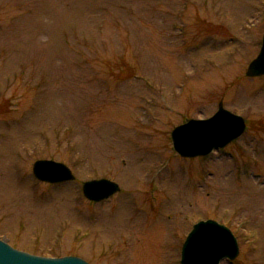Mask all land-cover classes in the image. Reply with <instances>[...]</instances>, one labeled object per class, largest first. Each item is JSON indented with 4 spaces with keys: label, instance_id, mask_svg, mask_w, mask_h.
<instances>
[{
    "label": "rangeland",
    "instance_id": "1",
    "mask_svg": "<svg viewBox=\"0 0 264 264\" xmlns=\"http://www.w3.org/2000/svg\"><path fill=\"white\" fill-rule=\"evenodd\" d=\"M264 0H0V240L89 264H180L214 220L264 264ZM219 102L243 135L181 158L171 132ZM38 160L74 180L46 184ZM120 191L91 203L86 181Z\"/></svg>",
    "mask_w": 264,
    "mask_h": 264
},
{
    "label": "water",
    "instance_id": "2",
    "mask_svg": "<svg viewBox=\"0 0 264 264\" xmlns=\"http://www.w3.org/2000/svg\"><path fill=\"white\" fill-rule=\"evenodd\" d=\"M245 76H264V34L258 55L247 66ZM246 129L244 119L224 109L206 120H189L171 132L173 150L182 158L205 157L214 150L223 149L240 138ZM34 177L44 183L60 184L74 180L70 169L52 160H38L32 166ZM119 192V186L106 179L87 181L82 186L83 196L98 203ZM239 253L232 232L214 220L193 225L181 248L180 264H220L224 259L233 261ZM0 264H87L77 257L44 258L10 247L0 240Z\"/></svg>",
    "mask_w": 264,
    "mask_h": 264
},
{
    "label": "flooded vegetation",
    "instance_id": "3",
    "mask_svg": "<svg viewBox=\"0 0 264 264\" xmlns=\"http://www.w3.org/2000/svg\"><path fill=\"white\" fill-rule=\"evenodd\" d=\"M190 119H192V118H190ZM196 119H201V118H196ZM189 119H186L183 123H185V122H187Z\"/></svg>",
    "mask_w": 264,
    "mask_h": 264
}]
</instances>
